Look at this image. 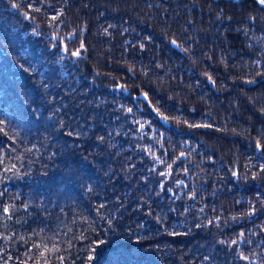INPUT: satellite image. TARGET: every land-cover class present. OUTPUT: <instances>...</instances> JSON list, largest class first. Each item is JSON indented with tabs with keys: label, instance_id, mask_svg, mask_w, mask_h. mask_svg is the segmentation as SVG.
<instances>
[{
	"label": "trees",
	"instance_id": "16d2710c",
	"mask_svg": "<svg viewBox=\"0 0 264 264\" xmlns=\"http://www.w3.org/2000/svg\"><path fill=\"white\" fill-rule=\"evenodd\" d=\"M0 127V264H264L258 0H0Z\"/></svg>",
	"mask_w": 264,
	"mask_h": 264
},
{
	"label": "snow or ice",
	"instance_id": "6c2138e0",
	"mask_svg": "<svg viewBox=\"0 0 264 264\" xmlns=\"http://www.w3.org/2000/svg\"><path fill=\"white\" fill-rule=\"evenodd\" d=\"M258 2H259V4L264 5V0H258ZM36 11H39V9H36ZM52 19H53V20H56L57 17L53 16ZM171 43H172L174 46L179 47V44H177V41H176V40H172ZM84 47H85V45H84L83 43H81V45H80V49H83ZM141 47H143V45H141ZM80 49H77L76 51H74V52L72 53V55H73V56H76V57H79V56L81 55V51H80ZM65 51H67L66 48H65ZM183 51L187 52L188 49L185 48V49H183ZM208 79H209L210 81H212L213 83H215V81L212 80V77H211L210 75L208 76ZM248 83H252V81H248ZM121 87H123V86H121ZM145 99H147V95H146V94H145ZM127 111H128V113H131V112H132V109L129 108ZM156 111H157L158 115L160 116V118H161L162 120H164V121H168V120L170 119L169 116L164 115L162 112L159 111V109H156ZM133 122L139 124L140 128H143V127H144V125L141 124L139 121H133ZM185 122H186V121H185ZM192 126H195V127H211V125H208V124H205V125H190V127H192ZM3 131H4V129H3L2 127H0V132H3ZM71 134H72V133H69V135H71ZM101 139H103V138L101 137ZM258 147H260V146L258 145ZM185 155H186V154H185L184 152H181V153H180V156H181V157H183V156H185ZM153 158L156 159V160H158V161H160V162H162L161 158H160V157H156L154 154H153ZM3 163H4V160H3V159H0V164H3ZM14 167H15V165H12L11 167H6V168H5V171H6V172H8V171H12V169H13ZM150 171H152V169H150ZM185 172H187V169H185ZM159 175H161V176H169V175H171V165L168 166V170H167V171H162V172L159 173ZM234 175H235V173H234ZM178 183H179V184H182L183 181H179ZM161 187H162V186H161ZM89 191H92L91 187H89ZM168 191L171 192L172 190H171V189H168ZM2 195H3V193H0V196H2ZM195 196H196V193L193 192V193L189 196V199H195ZM176 198L179 199L180 197L177 196ZM23 207H24L25 209H27L28 205L25 204ZM101 207H103V205H101ZM14 210H15V206H14V205H9V206H7V207H4V208L2 209V212H3V214H7L8 217L11 218V215L13 214V211H14ZM201 211H203V209H201ZM253 213H254V210H253V212L248 213V215H252ZM233 219H235V218H233ZM19 222H20V221L17 220V223H19ZM208 223L211 224V223H213V221H212V220H209ZM5 226H6V225H5ZM199 226H200V225H197V227H199ZM40 231L43 232L44 229L42 228V229H40ZM36 234L39 235V233H36ZM0 239H4V237H3L2 234H0ZM21 240H24V237H21ZM220 243H224V241H220ZM232 243L235 244L236 241H232ZM33 247H34V248L45 247L46 252H56V251H59V249L56 248L55 245H53L52 248H47V246L44 245V244H39V245L34 244ZM41 255L43 256L44 253H41ZM61 259H63V258L61 257ZM89 259H91V257H89ZM205 259H207V257H205ZM244 259H248V257H244ZM45 264H47V261H45Z\"/></svg>",
	"mask_w": 264,
	"mask_h": 264
},
{
	"label": "clouds",
	"instance_id": "9594fccd",
	"mask_svg": "<svg viewBox=\"0 0 264 264\" xmlns=\"http://www.w3.org/2000/svg\"><path fill=\"white\" fill-rule=\"evenodd\" d=\"M188 51H190V49H188ZM224 61H222V63H223ZM157 67H160V65L158 64L157 65ZM225 67H227V65L225 64ZM146 74V73H145ZM21 237H23V236H21ZM21 237H19V239H21ZM81 237H83V233H81ZM74 239L75 238H77V237H73ZM63 242V241H62ZM69 243V246H71V244H70V242H68Z\"/></svg>",
	"mask_w": 264,
	"mask_h": 264
}]
</instances>
